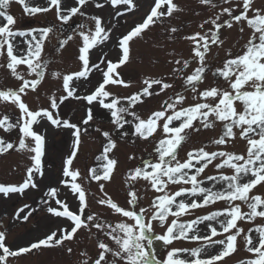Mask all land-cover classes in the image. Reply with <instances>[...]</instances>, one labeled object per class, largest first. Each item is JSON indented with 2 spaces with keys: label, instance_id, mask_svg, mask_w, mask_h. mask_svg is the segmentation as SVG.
<instances>
[{
  "label": "snow or ice",
  "instance_id": "obj_1",
  "mask_svg": "<svg viewBox=\"0 0 264 264\" xmlns=\"http://www.w3.org/2000/svg\"><path fill=\"white\" fill-rule=\"evenodd\" d=\"M13 3L28 18L54 13L56 23L19 28L20 18L10 12ZM90 3L99 10L110 7V19L106 22L103 16L86 12ZM197 3L211 14L196 25L197 30L182 33L172 23L185 12L177 0H148L140 20L117 37L118 54L112 60L101 46L111 40L121 18L139 10L137 0H0V70L15 81L13 86H0V105L6 109L0 112V156L16 152L28 161L21 181L0 182V197L41 192V184L49 179L36 206L24 203L12 219L27 222L44 211L67 221L23 246L8 244L9 232L0 224V264L49 249L72 255L73 248L65 245L81 232L94 243V250L80 252L79 264H227L241 248L248 255L236 264H264V222L257 223L264 221V191L259 190L264 188V3ZM235 26L241 34L247 29L248 38L237 51L226 49L224 58L214 64L225 44L222 30ZM155 27L163 34L157 47L167 50L169 43L184 42L187 56L173 48L167 51L171 68L166 75L144 76L141 87L128 95L113 92V87H132L134 81L118 69L132 63L133 43ZM53 36L56 53L76 43L75 70H50L46 45ZM94 73L101 78L92 84ZM49 78L56 86L44 93L42 104L32 107L26 97L36 93L39 99ZM154 97L159 107L141 115L140 106ZM71 101L84 105L79 120L62 114V106ZM96 106L106 110L107 127L96 124ZM10 108L18 112L15 119L8 114ZM93 125L101 149L82 171L75 162ZM217 127L219 133L207 143L181 156L193 134ZM50 128L68 130L71 136L69 150L51 178ZM132 138L151 144V151L129 154L127 160L135 163L120 172L115 152L119 142ZM237 140L243 143L242 150H235ZM209 144L215 147L210 149ZM118 173L123 202L107 190ZM93 182L96 192L90 191ZM148 192L153 195L145 205ZM218 202L223 206L217 208ZM205 209L211 210L195 214ZM185 241L195 246H176Z\"/></svg>",
  "mask_w": 264,
  "mask_h": 264
},
{
  "label": "rangeland",
  "instance_id": "obj_2",
  "mask_svg": "<svg viewBox=\"0 0 264 264\" xmlns=\"http://www.w3.org/2000/svg\"><path fill=\"white\" fill-rule=\"evenodd\" d=\"M35 2L42 3L43 0H35ZM177 2L185 8V12L177 14V17L173 19L172 23L179 25L182 29V33L197 30L196 25L202 19L211 14V10L199 5L197 3V0H177ZM137 3L140 4L139 10H136L121 18L119 24H117V27L112 33L111 40L101 46L103 48V51L108 52L109 59L115 60L117 58L118 49L115 48L117 37L121 33L125 32L131 25H133L134 22H138L148 6V0H137ZM257 3H264V0H257ZM85 11L89 14H99L103 16L106 22L110 19V16L112 14V10L110 7L106 6L105 9L99 10L96 9L91 3L85 9ZM10 12L16 17L20 18L18 19V22L23 21V23H26L25 28L28 26L56 23L54 13L39 15V19H36L38 17L36 16L35 21L27 23L26 20L28 17L21 16L20 13L22 11L15 5H11ZM197 12L200 13L199 16L196 15ZM46 19H49L52 22H49ZM21 26L24 25L22 23L17 24V27L21 28ZM72 27L74 28L75 25H73ZM238 27L239 26H235L233 29L222 30L223 35L221 38L225 40V44L222 49L218 50L219 55L213 58L212 62L214 64L224 58L226 49L232 48V51L235 52L248 38L247 29L245 33L241 34L238 31ZM64 31L70 32L71 29L65 28ZM162 37L163 34L161 30L158 27H155L151 32L147 33L143 40H138L133 43L132 63L127 67L118 69V71H121L123 73L125 79H131L134 81V83L132 87L127 89L123 87H113L111 89L113 92L121 95H128L141 87L140 80L144 76L166 75L171 68V65H168L166 63V60L168 59L167 51H170L173 48H175L177 52H183V54L187 56V47L184 42L178 41L175 44L169 43L167 50H162L161 48L157 47V44L163 43ZM56 42L57 39L55 36H53L51 38V42L46 45L47 58H50L52 60L50 70H75L78 67V61L76 60V43L70 42V45L66 48V50H64L62 53L56 54L55 56V54H53V51L54 46L57 44ZM216 51L217 49L213 47V52L215 53ZM98 54L99 49L94 50L92 56L94 62L98 59ZM2 78H6V80H3ZM100 78L101 77L99 73H94L90 77L92 84H95ZM209 79H211V77H209ZM81 83L83 82L81 81ZM14 84V79L9 77L3 70H0V86H13ZM56 84V81H52L49 78L41 86L39 99L37 98L36 93H29V95L26 97V101L32 107H36L37 105L42 104L44 102V93L49 89L54 88ZM177 84L179 85V81H177ZM81 91H83V88L81 89ZM158 107V98H150L145 105L140 106L139 113L141 115H144L148 112V110ZM3 111H6V109L4 108V106L0 105V112ZM7 111L8 114L13 117V119H15L18 115V112L15 109L10 108V110ZM61 111L66 118H69L71 120H79L84 115V105L76 101L66 102V104L62 106ZM95 114L96 124L107 127L109 120L106 110L100 109L98 106H96ZM94 127L95 125L89 127V135L83 137V145L79 154V159L75 162V166L80 168L82 171L85 169L86 165H91L94 162V156L98 154L101 149V138L94 132ZM219 131L220 128L217 127L215 131L206 130L199 135L193 134L189 141L184 145V149L180 153L181 156L184 155L186 150H190L194 146H200L203 143H207L211 138L219 133ZM12 138L13 140H15L16 137L14 134ZM70 142L71 136L68 130H54L51 128L49 129V157L47 159V167L50 169L48 173L49 178H51L53 173L60 168L62 157L65 153L68 152ZM243 146V143L237 140L234 148L235 150L239 151L243 149ZM143 147H147L148 151H151V144L135 140V138L129 139L126 142H119L118 150L115 152V155L120 161V172H123L128 166L135 163L133 161H128L127 156L133 152H135L137 156H139L141 153H144V150L142 152ZM214 147V145L209 144L210 149ZM27 164L28 161L21 153L13 152L10 155L6 154L4 156H0V182L13 183L21 181L24 175L25 166ZM13 168H15L16 171H13ZM208 171V173L211 174L214 170L209 168ZM121 179L122 177L118 173L115 182L109 185L107 190L111 192L114 197L120 198L121 202H123L124 193L122 190ZM48 183L49 179H45L43 181V183L41 184L42 191L46 190L44 189V185ZM259 190L264 191V188H261ZM42 191H29L23 198L13 196L11 199H4L3 197H0V224L3 225V229H7L9 232V235L7 237L8 244L13 246H23L30 240L41 237L51 230H55L58 226L67 223V221L65 220L51 217L44 211H38L37 213H34L33 217H31L27 222L15 221L12 219L15 210L21 207L24 203L32 204L33 207H35V202L39 200ZM90 191L96 192V186L94 182L91 186ZM152 195L153 193L151 192L147 193V196L143 200V203L145 205H147L148 203V197H151ZM216 207L219 208L222 207V205ZM261 222L264 221L257 220V223ZM247 227H249V225L246 226V228ZM156 231L159 232L161 230L159 229V227H157ZM69 246L73 248L72 255H68L64 250L59 248L49 249L40 252H33L31 254L18 258L14 260L12 264H79V261L81 259L80 252L88 250L91 254L92 250H94V243L86 238V234L84 232L80 233L77 240L66 243L65 247ZM176 246L192 247L195 245H192L191 243L185 241L183 243L177 242ZM247 255L248 254L245 253L241 248V252H238L233 257H231L229 261H227V264H236L239 259L245 258Z\"/></svg>",
  "mask_w": 264,
  "mask_h": 264
}]
</instances>
